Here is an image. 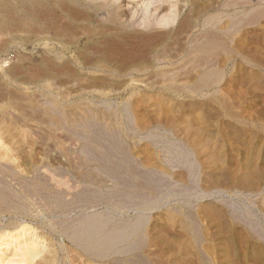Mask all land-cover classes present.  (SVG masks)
Returning <instances> with one entry per match:
<instances>
[{"label":"rangeland","instance_id":"obj_1","mask_svg":"<svg viewBox=\"0 0 264 264\" xmlns=\"http://www.w3.org/2000/svg\"><path fill=\"white\" fill-rule=\"evenodd\" d=\"M22 1L0 0V264H264V0H91L168 33L115 75L85 68L89 22Z\"/></svg>","mask_w":264,"mask_h":264},{"label":"bare ground","instance_id":"obj_2","mask_svg":"<svg viewBox=\"0 0 264 264\" xmlns=\"http://www.w3.org/2000/svg\"><path fill=\"white\" fill-rule=\"evenodd\" d=\"M93 1H95V0H93ZM71 2L72 3L73 2H76V3L79 2L78 3L79 6H81L82 9L86 13L83 11H79V10L75 9L72 5L67 4V2L65 3V1H62V0L57 1L56 4H58V6L60 5L61 9H63L65 14H67V16H69L71 18V21H70L71 23L70 22L66 23L68 21H63V19H62V21L64 23H66L65 24L66 26H63L62 31L63 32L66 31L65 29H68L69 26H72L71 24H74V22H78V21L89 22L90 27H91V31L87 35L88 36L87 38H88V41L91 43V46L88 49V50H90V53L88 52L89 54H85V60L83 63L85 64V68H87L88 70H91L93 72H98V73L106 75V74H110V73L113 74L117 71H119L120 73H129L130 71H133L136 68L140 69V71H141L144 67L145 62H146L147 52L153 53L154 50L160 45V43L163 40H165V36L168 34L167 33L165 35V34L155 33L153 27L150 28V30L152 32H149V33L147 31H145V32L140 31L137 28L138 24H139L137 21H130L128 19L123 18V14L121 13L122 12L121 11V8H122L121 5L115 6L114 4H112L110 2L104 3V5H102V4L96 5V3H92L91 0H80V1L78 0V2L77 1H71ZM39 5H40V3L37 1L31 3V9L34 10V12H32L33 13V21L37 17L36 13L37 14L40 13L38 11ZM91 9H93V10H98V9L108 10V13L106 14V18L103 19V21H101L102 23H100V25L96 24V21L94 20V18L96 16L94 17V15H90ZM124 11H125V9H124ZM54 12H56V11H52V10L50 11L49 16H51V17H49L47 15V17L49 19H52V22L49 23V24L53 25L52 28L54 27V25L57 22V17H56ZM103 13H105V12H103ZM99 15L101 16V14H99ZM3 16L4 15H2V17ZM47 17H45V18L47 19ZM19 20H21V19H19ZM99 20H98V22H99ZM57 23L59 24V22H57ZM35 25L36 24H34V26ZM56 31H58V30H56ZM59 32H60V34L62 33L61 31H59ZM69 35H71V34H69ZM77 35H79V34H77ZM85 35H86V33H85ZM163 35H165V36H163ZM169 35H170V33H169ZM83 36H84V34H83ZM79 37H81V36H79ZM79 37H77V38L79 39ZM52 40H54V39H52ZM57 41L62 45H64L63 43H66V41L64 39L63 40H57ZM74 43H75V41H74ZM50 59H51L50 61L52 62V65H53L55 62V59L52 57ZM51 62H49V63H51ZM50 66H51V64H50ZM52 67H54V66H52ZM54 69L55 68H53L52 70H54ZM56 69H58V68H56ZM56 69H55V71H56ZM113 75H115V74H113ZM97 83H99V82H97ZM100 84H105V83L100 81ZM35 256H36V254H35ZM30 257H32V256H30Z\"/></svg>","mask_w":264,"mask_h":264}]
</instances>
